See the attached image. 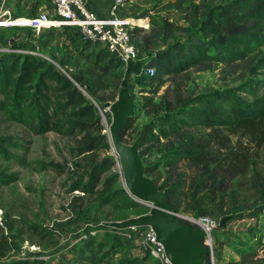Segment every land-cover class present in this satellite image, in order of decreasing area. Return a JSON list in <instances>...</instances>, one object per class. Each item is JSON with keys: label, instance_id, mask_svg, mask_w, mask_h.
Wrapping results in <instances>:
<instances>
[{"label": "rangeland", "instance_id": "374dc122", "mask_svg": "<svg viewBox=\"0 0 264 264\" xmlns=\"http://www.w3.org/2000/svg\"><path fill=\"white\" fill-rule=\"evenodd\" d=\"M20 1L23 7L13 9L15 18L30 14L25 9L30 1ZM228 1L130 0L118 10L119 18L128 19L126 22L132 30L133 42L138 46V57L127 63L115 62V69L102 77L106 86L97 90L95 96L102 107H98V113L104 133L109 135L108 127L112 123L110 105L122 91H126L134 102L133 112L129 116L134 120L124 137V142L131 144L137 141L143 125L161 113L156 111L155 104L164 94L170 98L174 92L189 95L204 90L235 87L250 78V69L258 54H249L244 60L232 64L191 68L180 76L164 77L166 80L160 84H155L145 75L150 57L170 47L175 41L182 40L187 33L196 31L198 23L209 9H215L217 5ZM133 19H142L144 22H134ZM72 37L78 39L73 42ZM85 43L89 46L85 47ZM31 47L38 48L44 59L68 77L71 74L81 76V71L89 65V59L103 50L101 44L86 42L82 34H75L72 29L51 27L41 29L38 33L24 26L0 29V62ZM85 55L90 58L86 59ZM87 79L84 76L83 85ZM121 81L123 84H120ZM83 85L79 87L85 90ZM208 131L200 130L202 133ZM0 134L19 137L27 147L18 152L24 159L22 164L0 159V171L15 175V180L0 187L1 217L11 247L0 258V264L37 254L46 259L45 264H88L76 246V243L87 238L84 227L101 239L107 230L110 234L105 236L110 244L116 223L149 212V203L137 201L126 191L118 156L111 149L96 154H78L73 138L54 132L33 135L21 126L8 122H0ZM229 136L230 147L234 150L243 148L251 164L246 173L230 180L222 197H215V208L209 207L208 213L204 214L218 222L212 233L213 248L208 255L210 264H233L251 250L263 254L257 238L264 236V191L261 192L264 189V144L256 147L245 136ZM169 154L166 147L157 146L146 148L141 157L143 167L155 166L162 173V178L156 182L161 191L165 190L161 185L169 166ZM105 155L113 157L115 164L100 176L95 193L83 195L72 190L75 183L87 181L91 165L100 162ZM149 177L154 178L153 175ZM108 178L113 181L108 185L103 184ZM173 199L179 204L174 213L199 214L185 210L180 197ZM254 210H258L255 223L252 220L232 219L236 213ZM223 219L224 224L220 226L219 222ZM220 228H224L225 232ZM31 244L35 245L34 250L30 249Z\"/></svg>", "mask_w": 264, "mask_h": 264}, {"label": "trees", "instance_id": "16d2710c", "mask_svg": "<svg viewBox=\"0 0 264 264\" xmlns=\"http://www.w3.org/2000/svg\"><path fill=\"white\" fill-rule=\"evenodd\" d=\"M33 10H36L35 5ZM134 21L144 22L142 19ZM62 28L81 34L75 27ZM77 39L72 37L71 40ZM88 46L85 43V47ZM249 54L259 56L247 81L235 87L189 95L173 91L170 98L164 94L155 104L156 111L161 113L138 132L140 157L148 147L163 146L170 152L169 166L161 187L165 188L163 192L172 211L179 206L173 198L180 197L185 210L207 214L209 207L215 208V197H222L226 192L230 180L246 173L251 164L249 155L243 148L234 150L230 147L229 135L245 136L256 147L264 144V77L258 78L259 75L264 76V0H230L209 9L196 31L156 52L146 63V67L153 68V73L145 75L155 84H160L166 80L164 77H177L191 68L232 64L244 60ZM85 58L90 57L85 55ZM115 62L118 61L103 49L89 59V65L81 71V76L71 74L68 77L46 59L30 53H17L0 62V122L17 124L33 135L54 132L73 138L78 154L109 151L108 135L103 132L98 113L101 104L95 95L97 90L105 88L102 77L115 69ZM84 76L88 79L83 85ZM79 85H83L85 90ZM133 120L132 116L129 117L120 129L122 141H125L126 130L131 128ZM201 129L209 131L202 133ZM24 144L25 141L19 137L0 134V159L22 164L24 159L18 152L26 150ZM114 164L113 157L103 156L100 162L91 165L87 181L75 183L72 190H79L83 195L95 193L100 176ZM144 171L148 176H154L155 184L162 178V173L155 166H146ZM13 180L14 174L0 171V187ZM111 181L113 179L108 178L103 184L108 185ZM257 212L242 211L232 219L255 223ZM115 225L110 244L105 236L110 234L107 230L101 239L84 227L87 238L76 243L79 254L84 255L83 259L88 264H146L147 258L133 255L136 243L133 237L124 235L128 227ZM220 229L225 232L224 228ZM5 232L7 229L2 222L0 258L11 248ZM257 243L261 246L262 255L251 250L233 264H264V236H259ZM205 259L206 264H210L208 254ZM45 263L46 259L37 254L7 264Z\"/></svg>", "mask_w": 264, "mask_h": 264}, {"label": "built area", "instance_id": "2783aa9c", "mask_svg": "<svg viewBox=\"0 0 264 264\" xmlns=\"http://www.w3.org/2000/svg\"><path fill=\"white\" fill-rule=\"evenodd\" d=\"M17 1V0H15ZM25 9L30 14L15 18L12 15L11 0H0V29L11 26L29 27L38 33L41 29L64 26L77 28L82 38L88 42L98 43L117 61L127 63L136 60L138 48L132 41V30L125 19L118 17V10L130 0H107L110 11L107 16L97 15L91 11L86 0H29ZM30 3H32L30 5ZM36 10H33V6ZM22 19V21H17ZM38 47V45H37ZM21 53H30L44 59L38 48L20 50ZM145 73L151 75L152 67H146ZM76 193L83 194L79 190ZM176 217L181 222L192 227H198L203 232L202 244L206 248V255L212 253L213 231L218 222L213 217L204 214H186ZM2 210L0 209V225H2ZM125 237H133L136 247L133 249L138 256L147 258L148 264H172L168 259L163 244L158 240L157 234L150 225L129 226L124 233ZM31 244L30 249L34 250Z\"/></svg>", "mask_w": 264, "mask_h": 264}, {"label": "water", "instance_id": "95a60500", "mask_svg": "<svg viewBox=\"0 0 264 264\" xmlns=\"http://www.w3.org/2000/svg\"><path fill=\"white\" fill-rule=\"evenodd\" d=\"M112 123L108 127V140L112 153L118 156L120 171L126 191L137 201L150 204L146 214L117 223L119 227L150 225L163 244L172 264H204L206 248L202 244L203 232L198 227L185 224L170 209L166 194L149 177L138 152V143H125L119 131L134 109L133 98L122 91L110 105ZM225 219L221 220L223 226Z\"/></svg>", "mask_w": 264, "mask_h": 264}, {"label": "crops", "instance_id": "0c3cea01", "mask_svg": "<svg viewBox=\"0 0 264 264\" xmlns=\"http://www.w3.org/2000/svg\"><path fill=\"white\" fill-rule=\"evenodd\" d=\"M22 1L17 0L15 2H11L10 4L12 5L13 9L16 8H20L22 9L23 7V3H21ZM87 5L89 7V9L93 12H95L97 15L100 16H107L109 14L110 11V3L107 0H86ZM127 19H125L126 21ZM20 21V20H19Z\"/></svg>", "mask_w": 264, "mask_h": 264}, {"label": "bare ground", "instance_id": "6f19581e", "mask_svg": "<svg viewBox=\"0 0 264 264\" xmlns=\"http://www.w3.org/2000/svg\"><path fill=\"white\" fill-rule=\"evenodd\" d=\"M20 19H17V21H19ZM130 21H131V19H129ZM135 19H133L132 21H134ZM126 21H128V19L126 20ZM135 22V21H134Z\"/></svg>", "mask_w": 264, "mask_h": 264}]
</instances>
